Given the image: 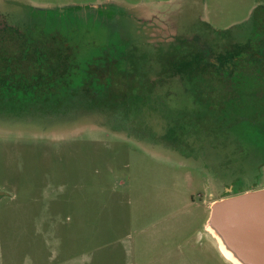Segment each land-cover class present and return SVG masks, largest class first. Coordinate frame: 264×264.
Instances as JSON below:
<instances>
[{"label": "rangeland", "instance_id": "1", "mask_svg": "<svg viewBox=\"0 0 264 264\" xmlns=\"http://www.w3.org/2000/svg\"><path fill=\"white\" fill-rule=\"evenodd\" d=\"M26 36L41 87L55 45L129 54L87 107L0 104V264H234L206 223L264 187V0H0V69Z\"/></svg>", "mask_w": 264, "mask_h": 264}, {"label": "trees", "instance_id": "2", "mask_svg": "<svg viewBox=\"0 0 264 264\" xmlns=\"http://www.w3.org/2000/svg\"><path fill=\"white\" fill-rule=\"evenodd\" d=\"M117 6L110 5L114 9ZM110 7L108 8L111 9ZM106 15L107 18H112L111 13H107ZM44 42L48 43L51 41L48 39ZM34 43V39L31 41V38L26 36L22 43L23 45L19 48V54L13 55V57L8 56L6 58L8 53L5 52L6 50H3L4 56L2 58L4 64H2L3 67L0 69V104L8 106L10 109L14 107L23 108L25 106L40 109L44 103L56 109L58 106L64 107L65 104L75 106V102L79 106L86 102L85 107H87L89 102V99H87L88 96L97 98L103 96L98 88L100 81L97 73L105 68L107 63L125 60L126 54H129L127 50L129 44L125 42L122 45L116 41L118 44L116 49L113 48L114 45L111 43L100 54L94 55L90 59L76 60L74 58L75 53L71 49L57 47L55 45V48L60 51L62 59L66 60L68 64L67 66H63L62 71L52 73L53 77L49 78V82L46 84L47 86L41 87L43 85L42 80H46V78L44 76L41 77L38 73L41 70V64L46 59V51L41 48V45H38V42L35 45ZM251 55L250 59L252 61L260 62L264 60V43L257 47L256 51H252ZM24 61L30 62L28 65L29 73H25L19 68L23 66ZM19 63L21 64L18 65ZM91 87L94 88V91L87 90L91 89ZM82 88H85V90L80 92ZM100 88L103 89L104 84H101ZM41 92L44 93L41 94ZM83 93L85 94L84 97L86 100L83 99V101L79 102V98L82 97ZM54 102L58 103L54 105ZM233 187V194H237L246 190L255 189L257 184L252 183L246 186Z\"/></svg>", "mask_w": 264, "mask_h": 264}, {"label": "water", "instance_id": "3", "mask_svg": "<svg viewBox=\"0 0 264 264\" xmlns=\"http://www.w3.org/2000/svg\"><path fill=\"white\" fill-rule=\"evenodd\" d=\"M206 226L240 264H264V187L215 201Z\"/></svg>", "mask_w": 264, "mask_h": 264}, {"label": "bare ground", "instance_id": "4", "mask_svg": "<svg viewBox=\"0 0 264 264\" xmlns=\"http://www.w3.org/2000/svg\"><path fill=\"white\" fill-rule=\"evenodd\" d=\"M211 231V230H210ZM212 232V231H211ZM213 233V232H212ZM214 234V233H213ZM214 236L216 237V239H217V241H218V244H219V248H220V250H221V252L230 260V261H232L234 264H240L236 259H234L233 257H232V255L229 253V252H227L226 250H225V248H223V246H221L220 245V241H219V239H218V237L214 234Z\"/></svg>", "mask_w": 264, "mask_h": 264}, {"label": "flooded vegetation", "instance_id": "5", "mask_svg": "<svg viewBox=\"0 0 264 264\" xmlns=\"http://www.w3.org/2000/svg\"><path fill=\"white\" fill-rule=\"evenodd\" d=\"M256 50H257V47L254 46V47L252 48L251 52H252V51H256ZM251 54H252V53H250V56H252ZM247 60L249 61V63H252V60L250 59V57H249ZM233 192H234V187L230 190V193H231V194H233ZM231 194H230V195H231ZM226 195H229V194H226Z\"/></svg>", "mask_w": 264, "mask_h": 264}]
</instances>
